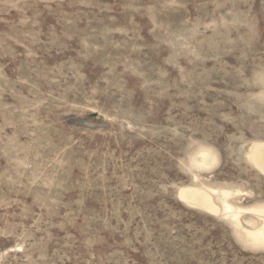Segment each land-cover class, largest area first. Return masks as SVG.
I'll return each instance as SVG.
<instances>
[{"label": "rangeland", "instance_id": "obj_1", "mask_svg": "<svg viewBox=\"0 0 264 264\" xmlns=\"http://www.w3.org/2000/svg\"><path fill=\"white\" fill-rule=\"evenodd\" d=\"M254 142L264 0H0V264H264L178 197L264 206Z\"/></svg>", "mask_w": 264, "mask_h": 264}, {"label": "bare ground", "instance_id": "obj_2", "mask_svg": "<svg viewBox=\"0 0 264 264\" xmlns=\"http://www.w3.org/2000/svg\"><path fill=\"white\" fill-rule=\"evenodd\" d=\"M202 160L198 164L199 167L206 168L209 164V152H202ZM246 159L248 162L262 175H264V142H254L250 145L248 152L246 154ZM190 188L181 189L178 193V197L185 201L187 204L194 205L196 207L202 208L209 214H220L221 212L228 215L235 225L239 226V217L243 211H248V213L254 214L258 218L264 216V206H256L250 209H240L233 206L227 201L230 197L231 192L226 189H221L218 191H212L216 194L217 199L220 201V206L214 202L210 193L206 190H197V194L201 196L202 201L200 203L195 200V198H189L187 192ZM254 221L247 222L248 226H252ZM247 240L254 246L264 244V219L261 220L259 226L255 230H245ZM248 243V242H246Z\"/></svg>", "mask_w": 264, "mask_h": 264}]
</instances>
